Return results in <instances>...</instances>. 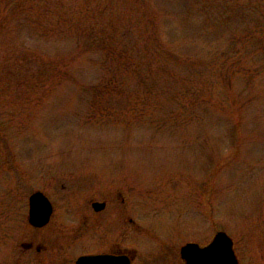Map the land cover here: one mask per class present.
<instances>
[{
    "label": "rangeland",
    "instance_id": "1",
    "mask_svg": "<svg viewBox=\"0 0 264 264\" xmlns=\"http://www.w3.org/2000/svg\"><path fill=\"white\" fill-rule=\"evenodd\" d=\"M82 1L0 0V264L100 251L184 264L180 247L218 230L238 264H264V0H88L68 14ZM75 18L135 65L104 64ZM37 190L53 206L42 228L27 222Z\"/></svg>",
    "mask_w": 264,
    "mask_h": 264
},
{
    "label": "water",
    "instance_id": "2",
    "mask_svg": "<svg viewBox=\"0 0 264 264\" xmlns=\"http://www.w3.org/2000/svg\"><path fill=\"white\" fill-rule=\"evenodd\" d=\"M103 203L94 202L93 206L102 207ZM28 221L33 226L48 222L52 212L49 199L41 192H33L28 199ZM180 257L185 264H238L232 238L223 230H218L205 245L187 242L180 249ZM74 264H131L125 254H85L76 258Z\"/></svg>",
    "mask_w": 264,
    "mask_h": 264
},
{
    "label": "trees",
    "instance_id": "3",
    "mask_svg": "<svg viewBox=\"0 0 264 264\" xmlns=\"http://www.w3.org/2000/svg\"><path fill=\"white\" fill-rule=\"evenodd\" d=\"M16 5H18L16 3ZM90 2L88 0H83L82 2H75L74 6L73 4L71 5L70 10L68 11V14L73 15L75 12L77 14L79 13H85L86 11L90 10ZM77 15H74L76 17ZM77 18V17H76ZM73 19L74 21L72 22L73 27L75 28L74 31H82L87 39V44L92 45L94 47H98L99 50H101L103 59L105 61L104 64H108V60H117V61H125L127 64L130 66L135 65V57L137 56V53H133L129 51V46L126 43H121L118 48L113 45L114 38L109 33L108 31H103L105 30L104 27L101 30H98V26L96 24H92L89 26V24L86 25L87 30L84 31L85 29L82 27L80 24L79 20ZM107 26L111 29L113 25L110 22H106ZM49 65H46L47 67L44 68V72H47L48 70H51L52 63H48ZM53 69H57L56 67ZM108 83H116L117 80L113 76H108L105 78L103 81V85H107Z\"/></svg>",
    "mask_w": 264,
    "mask_h": 264
},
{
    "label": "flooded vegetation",
    "instance_id": "4",
    "mask_svg": "<svg viewBox=\"0 0 264 264\" xmlns=\"http://www.w3.org/2000/svg\"><path fill=\"white\" fill-rule=\"evenodd\" d=\"M94 202H98V203H103V205H102V207H99V206H96V208H98V209H95V206H93V203ZM106 201H104V200H91L90 201V206H91V208H92V210L94 211V212H96V213H100L101 211H103L104 209H105V207H106ZM52 204V203H51ZM52 212H53V206H52ZM52 212H51V214H52ZM27 214H28V211H27ZM28 216V215H27ZM50 217H51V215H50ZM50 217H49V220H50ZM49 220H48V222H49ZM130 221H132V220H130ZM27 222H28V220H27ZM48 222L47 223H45V225H42V226H39V227H36V226H32V227H34V228H42V227H44V226H46L47 224H48ZM28 224H29V222H28ZM30 225V224H29ZM22 246H23V248H25V249H29L31 246H32V244L31 243H23L22 244ZM46 250V247L45 246H43V247H41L40 245L39 246H37L36 247V250L37 251H39V250ZM104 253H106V254H112V255H120V254H125V255H127L128 257H129V259H130V261H131V264H132V261H133V256L128 252V251H100V252H92V253H85V254H104ZM80 255H84V254H80ZM80 255H78V256H80ZM77 256V257H78ZM76 257V258H77ZM75 258V259H76ZM75 261V260H74ZM73 264H74V262H73Z\"/></svg>",
    "mask_w": 264,
    "mask_h": 264
}]
</instances>
